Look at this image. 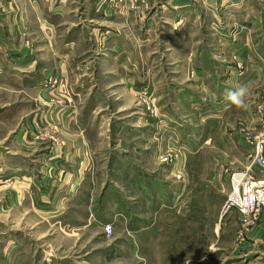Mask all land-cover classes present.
<instances>
[{
    "label": "rangeland",
    "instance_id": "374dc122",
    "mask_svg": "<svg viewBox=\"0 0 264 264\" xmlns=\"http://www.w3.org/2000/svg\"><path fill=\"white\" fill-rule=\"evenodd\" d=\"M38 10L36 6L30 5L29 0H0V15L12 20L9 24L13 32L29 42V49L38 53L45 63L52 65V57L47 58L52 44L40 31L36 17ZM59 11L67 10L55 6L54 12ZM258 14L260 20L256 24ZM89 15L85 10L84 0H74L69 18L62 26V34L66 35L75 27L89 31V51L94 52L96 57V70L90 76L98 80L106 100V103H100L97 107L100 119H96V115L93 119L79 118L88 97L80 102V97L72 91V83L66 78L60 82V78L51 70L45 71L43 82H38L41 88L50 89L48 94L51 100L48 103L36 92L22 91L19 85L16 89L0 86V264H264V246H258L255 250L241 247L243 243L240 241L245 237L240 232L250 234L251 226L255 224L244 226V217L238 208L231 207L230 211L225 212L230 202V178L228 188L222 192L215 184H210L212 178L208 176L211 166L209 162L212 159L227 158L226 152L215 150L210 145L217 142L216 124H203L202 112L190 105L182 107L185 124L180 119V124H176L181 133L182 146L190 148L187 144L190 141L187 134L190 132L197 138L199 144L196 146L202 148L192 151L173 148L168 150L169 141L173 143V139H166V136L161 140L158 133H163L160 127H164L166 120H171L169 115L172 112L167 109L170 104L168 101H161V105L166 106L163 111L160 101L153 93L154 89L156 92V82H204L202 80L208 79L221 81L220 70L224 69V77H227L232 64L234 67L230 69V73L240 80L247 76L250 64L257 61L258 53L259 62L264 63V0H94L92 15L97 19L90 22L87 17ZM101 15L108 18L105 23L101 20ZM8 16L13 17L9 19ZM196 18H199L197 22ZM186 19L189 26L185 25ZM1 35L0 50H5L6 44ZM190 36H193L195 45L192 58L197 49L200 51L206 46L208 50L199 61L203 67L186 70L184 37ZM125 41L133 43V49L136 45L144 48L145 64L143 71L139 68V73L144 76L143 82L146 84L141 95L131 92L128 97L125 85L115 84V73L112 76L104 75V72L113 71L108 67H101L103 62L107 64L110 56L113 61L124 63L126 72L129 70L130 74H137L138 69L132 63ZM81 42L83 44L84 41ZM180 46V58L169 56V52H175ZM115 51L119 52L116 56L113 54ZM21 60L11 58L3 67L0 66V78L2 74L12 73L13 82H23L25 75L37 72L38 62L35 57L30 61V69L26 73L19 66ZM205 64L212 72L211 75ZM218 67L220 70H217ZM130 79L133 80L132 77ZM131 80L127 82H133ZM56 88H60V91L53 94L52 91ZM162 89L167 92L166 86L163 85ZM86 114L90 115L87 111ZM139 117H144L142 123H138ZM146 118L148 121L153 118L155 126L153 121L148 122ZM246 122L240 119L238 123L239 131L243 134L241 154L239 163L235 158V165L230 168L231 173L247 169L253 159V146L249 141L264 134V123L251 129ZM136 124L145 129L156 128V160L151 155V159H147L150 164L146 168L156 175V186L161 184L167 187V183L159 181V173H167L166 180H169L170 167L178 166V161L183 160V171L187 170L186 176L191 181L193 179L197 187L191 193L190 197L193 198H189L193 199L191 209H186L189 200L183 194L177 195L175 207L166 194L164 198L168 203H165V211L159 212L157 199L156 207L141 210L137 207L133 215L139 226L136 232L128 230L121 220L115 224L108 221L104 226L101 223L105 221L100 224L92 223L87 228L74 230L64 223L63 216L41 214L33 209L35 204L38 207L45 205H41L37 198L26 199L24 186L27 184V189L32 188L30 182L25 184V181H17L9 176L8 156L16 152L44 166L47 163H43V160L49 158L71 162L75 158H88L98 163V171L103 172L97 184V192H93L95 195L92 194V197L97 202L98 215L104 214L106 210L100 209V200L106 182L111 179L121 180L118 173L120 170L114 169L112 162L116 158L130 157L126 151L112 152L114 141L109 139L107 129L117 125L132 128ZM88 125H101L103 133L92 137L73 131L74 127ZM23 131L24 140H17ZM169 132L165 130L166 134H170ZM207 136H212V140L210 144L204 145V138ZM153 140L155 142L154 138ZM193 146L196 147L194 143ZM68 147L72 149L65 150ZM195 160L202 163L192 167ZM71 170L78 171L74 168ZM253 171L256 178H264V171L259 167L253 168ZM44 175L49 178L48 182L52 186L59 181L52 170ZM118 184L122 187L120 182ZM130 195V200L139 203L146 194L139 197ZM91 212L94 215L96 210L91 209ZM251 221L256 223V217H252ZM108 226L112 227L111 234L107 231ZM221 226L225 233L235 231L234 240L217 241ZM244 227L248 230L243 229Z\"/></svg>",
    "mask_w": 264,
    "mask_h": 264
},
{
    "label": "crops",
    "instance_id": "0c3cea01",
    "mask_svg": "<svg viewBox=\"0 0 264 264\" xmlns=\"http://www.w3.org/2000/svg\"><path fill=\"white\" fill-rule=\"evenodd\" d=\"M29 1L32 7L36 6L39 8L36 16L37 22L39 24L40 31L48 39L47 41L52 44L50 56L47 58L52 57L53 64L49 65L48 63H45L40 58L38 53L35 54L32 50H30L28 45L29 42H26L25 39L17 36V34L13 32L12 26L9 24L12 20H7V17L4 18L0 15V33L2 34L0 35L1 37L3 36V40L6 44V49L0 50V66L3 67L11 58L22 59L20 63L21 65L19 64V66L22 67V71H25L24 73H26L29 71L30 61L34 57L38 62L37 72L35 74L25 75L22 78L23 82H13L14 74L11 75L12 73L2 74V77L0 78V86L2 85L8 89H16V86L19 85L22 87V91L24 90L26 93L36 92L45 102L48 103L51 100V97L48 94L50 93L48 91L50 89L41 88V86L38 85V82L43 80L45 71L51 70L57 74V78H60V82L61 79L63 80L66 78L72 83V91L80 97V102L84 100L86 96L88 97L82 112H80L82 115L78 116L81 119H93L95 115L97 116L98 114L97 112L99 110H97V107L100 106V103H106V100L98 80H95L94 78L92 79L90 76L91 73L96 70V57L94 56V52L89 51L87 42L90 37L89 31L85 32L83 29H80V27H75L71 28L66 35L62 34V26L69 18V10L72 9L74 0ZM84 5L85 10L90 14L87 16L89 17L88 19H90V22L95 21L97 18H94L92 15L94 0H84ZM55 6L64 8L67 11L54 12ZM81 15L85 16L84 13ZM12 17L13 16H8L9 19H12ZM100 18L104 21V23L108 19L103 15H101ZM256 18L255 22L257 24L260 20V14H258ZM198 20L199 18H196L195 22ZM185 25L189 26L187 19ZM191 29L192 27L190 26V30ZM92 30L94 33L95 26ZM186 30L187 29L185 27V31ZM184 38L185 50L183 53L185 54V69L187 70L188 68L192 70V68L203 67L200 66L199 61L208 48L203 46L200 51L197 49L195 57L192 58L194 56L192 51L195 48V45H193L194 38L193 36ZM81 41H84L83 44H81ZM124 45L126 46V50L130 51L129 54L131 56L132 63H135V66L138 69L136 75L134 73L130 74L129 70L126 72L124 63H121V61H119V63L115 62L110 56L108 58L106 57L107 64L103 62L101 67L102 69L108 67L113 71L108 73L104 72V75L112 76V73H115L116 76L113 79L115 80L114 82H117L115 84H122V86L125 85L124 88L128 92V97L131 96V92L135 95H141L143 93V87L146 84L143 82L145 81L144 76H141L139 73V68L142 71L144 69V48L142 46H139V48L136 45L133 49L131 47L133 46V43L130 44L127 41L124 42ZM181 48L182 46H180V48H176L175 52H169V56L172 55L180 58ZM116 53L119 52L115 51V53H113L114 56H116ZM258 57H260L259 53L256 55L257 61L250 64L247 76L240 80H237L234 75H231L232 73H230V69L234 67L232 64L228 69L229 74L227 77H224V69L220 70L219 67L217 68V70L221 71L222 76L219 77L221 81H212L211 79H208L202 80L204 82H156V92L155 89L153 90V93L156 95V99L158 102L160 101V105L162 102L165 103L167 101L170 104L167 106V109L172 112L170 113L169 118L173 121L170 120L169 122V120H166L167 125L165 124L164 127H160V129H163V133H158L161 140H163L164 137L166 138V136V139H173V143L169 141L168 150L173 148L176 150L192 151L202 148L201 146H196V144H199L196 141L197 138H195L190 132L187 134V137L190 140L187 144H189L188 146H190V148L186 147L187 145L185 147L182 146L183 141H181V133L177 130L176 125L180 124L178 123L179 119L183 120V123L185 124V114L184 111L182 112V107L190 105V107L195 110L202 112L201 116H204L203 124H216L218 128L217 142L210 144L209 142L212 140V136H207L204 138V145L210 144L215 150L226 152V159H212L211 162H209L211 166L208 171V176L210 179L212 178L210 184H215L221 192L229 186L231 173L230 168L235 165V158L237 163L240 161V144L243 134L239 131V120L244 119L245 122L247 121L246 123L251 129L256 125L260 126L264 123V63L259 62ZM204 66L208 72H211L209 71L207 64ZM209 74L211 75L212 72ZM130 77H132L133 80H131ZM128 80L133 82H127ZM163 85L167 87L166 93L164 89H162ZM241 85L247 86L249 91L246 100L248 105L246 110L238 109L224 100V93L226 89H234L235 87ZM60 88L62 89L61 86ZM60 88L59 90L57 88L53 90V94H57L58 91H60ZM162 97H164L163 100H160ZM131 98L133 99V97ZM155 103L156 102H154V104ZM164 109H166V106H162L163 111ZM86 111L90 115H87ZM96 119L100 118L97 116ZM142 120H144V117H139L138 123H142ZM145 120L148 121L147 118ZM153 120L154 119L151 118L148 122ZM168 123L170 126H168ZM230 124H233V126H230ZM153 125L155 126L154 121ZM230 128H232V130H230ZM102 129L101 125H88L79 128L74 127L73 131L80 132L79 134L82 133L86 136H99L103 133L101 132ZM155 129H145L144 127L138 126V124H136L135 127L132 126V128L117 125L111 126L107 129L109 139L114 141L112 142L114 146L112 152L126 151L127 155L130 157L116 158L112 162V167L120 170V172H118L120 175H118L121 180L116 181V179H111L106 182L102 200H100V209H105L107 211V213L105 211L104 214L98 215L99 213L97 210L99 208L97 209V202L92 197V194L97 192V184L101 180V174H103V172L100 173L98 171L99 164L95 161L92 162L93 160L91 161L88 158H75L71 162L70 160L65 161L64 159L49 158L43 160V163H47L46 166L48 165V167H46L43 164H36L37 162L34 160L26 158L25 155L16 152L13 153V155L8 156L7 169L9 170V176H13L11 178L16 179L17 181H25V184L26 182H30L32 188L27 189L29 188L27 184L24 186L26 199L36 200L37 198L40 200L41 205H45V207L47 206L46 208L38 207V205L35 204L33 205V209L38 210L41 214L48 215L54 213L57 214L55 216H63L62 220H64V223L68 224V226L72 227L74 230L87 228L92 223L98 222L100 224L105 221V223H101L104 226V224H106V222L108 223V221L109 223L113 222L115 224L117 221L121 220V222L124 221L122 225H126L128 230H131V232L135 230L134 232H136L139 229V226L133 219L135 218L133 215L136 213L138 206L140 210L141 208H150L152 206L156 207L157 199L159 202V212H161V210L165 211V203H168L164 198L166 194L169 196V201L171 200L175 207V199L177 195L179 196L180 194H183L185 199L189 200V198H193L190 197L192 191L197 188L194 185L193 179L191 181L190 177L186 176L187 170L183 171V160L181 159L178 161V166L170 167L168 170V173H170L169 180H166L167 173H159V181L167 183V187H164L161 184L156 186V175L152 174V171L146 169L150 164V161L147 159H151V155H153L152 159L156 160L154 158L157 154ZM165 130L170 131V134H166ZM23 133L25 134L23 131L22 135L18 136L16 139L23 141ZM153 138L155 139V142ZM166 139H164V141H166ZM193 143L196 147L193 146ZM89 147L91 149V145H89ZM181 147L184 148L181 149ZM191 147L194 148L192 149ZM71 149V147H68L65 150ZM199 162L195 160L191 166L196 167L199 165ZM201 163L202 162H200V164ZM71 168L78 171L73 172ZM50 170H52L59 178V181L56 182L54 186L48 182L49 178L47 179L46 175H44ZM116 173L117 171H115V174ZM118 182L122 184V187L118 184ZM130 194H134L138 197L143 196L144 194L147 196L144 195L141 202L137 203L134 202V200H130ZM192 200H189V203L187 204L188 206L186 205V209H191ZM90 208L96 210L94 215ZM169 213H171V211ZM175 214L176 213H174V215ZM256 221V223H253L255 225L252 224L253 226H251L252 228L250 234H248L245 238H242L240 241L243 243L241 247H244L246 250H255L258 246H264V209L261 212L260 218ZM215 229L217 231V228ZM222 231H224V227L221 226V229L219 228V237L217 240L219 243L223 242L224 239L234 240L236 237L235 231L231 232V234L229 231V233H225V231L222 233ZM256 253H258V251H256Z\"/></svg>",
    "mask_w": 264,
    "mask_h": 264
},
{
    "label": "built area",
    "instance_id": "2783aa9c",
    "mask_svg": "<svg viewBox=\"0 0 264 264\" xmlns=\"http://www.w3.org/2000/svg\"><path fill=\"white\" fill-rule=\"evenodd\" d=\"M249 142L253 146V159L247 169L231 173L230 202L225 209V212H228L231 207L238 208L244 217L242 220L244 226L248 227L253 224L251 218L256 217L257 220L260 212L264 209V178H256L254 176L256 173L253 171L255 167H259L264 171V134ZM107 229L111 234L112 227L108 226ZM240 235L247 236L242 232H240Z\"/></svg>",
    "mask_w": 264,
    "mask_h": 264
},
{
    "label": "clouds",
    "instance_id": "9594fccd",
    "mask_svg": "<svg viewBox=\"0 0 264 264\" xmlns=\"http://www.w3.org/2000/svg\"><path fill=\"white\" fill-rule=\"evenodd\" d=\"M249 94L248 88L245 85L235 87L234 89H226L224 93V100L235 106L238 109L246 110L247 105V96Z\"/></svg>",
    "mask_w": 264,
    "mask_h": 264
}]
</instances>
